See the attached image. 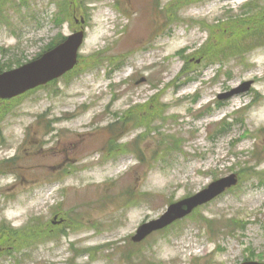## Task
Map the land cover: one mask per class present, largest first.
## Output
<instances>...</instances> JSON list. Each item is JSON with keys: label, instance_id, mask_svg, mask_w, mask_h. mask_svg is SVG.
Returning <instances> with one entry per match:
<instances>
[{"label": "rangeland", "instance_id": "obj_1", "mask_svg": "<svg viewBox=\"0 0 264 264\" xmlns=\"http://www.w3.org/2000/svg\"><path fill=\"white\" fill-rule=\"evenodd\" d=\"M24 2L0 0L1 66L70 34L74 8L86 40L71 73L0 100V264L264 261V0ZM231 173L236 186L133 241Z\"/></svg>", "mask_w": 264, "mask_h": 264}, {"label": "water", "instance_id": "obj_2", "mask_svg": "<svg viewBox=\"0 0 264 264\" xmlns=\"http://www.w3.org/2000/svg\"><path fill=\"white\" fill-rule=\"evenodd\" d=\"M83 38V31L75 33L37 60L19 68L0 73V97H14L40 84H45L72 69L77 63L78 50L83 42ZM251 85L252 81L245 82L232 91L221 94L219 97L224 98L247 91L251 88ZM237 181L236 175L231 174L214 181L209 187L196 195L171 204L168 210L159 219L141 225L133 239L135 241H141L154 230L169 225L176 219L189 214L195 207L210 201L224 192L227 188L235 185ZM242 264L264 263L258 261H245Z\"/></svg>", "mask_w": 264, "mask_h": 264}, {"label": "trees", "instance_id": "obj_3", "mask_svg": "<svg viewBox=\"0 0 264 264\" xmlns=\"http://www.w3.org/2000/svg\"><path fill=\"white\" fill-rule=\"evenodd\" d=\"M260 36H264V34L259 33ZM53 45V44H52ZM2 70V66L0 65V71Z\"/></svg>", "mask_w": 264, "mask_h": 264}]
</instances>
